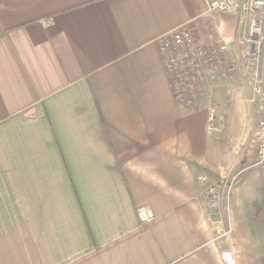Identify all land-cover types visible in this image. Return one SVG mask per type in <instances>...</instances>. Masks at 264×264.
<instances>
[{
  "label": "crops",
  "instance_id": "obj_1",
  "mask_svg": "<svg viewBox=\"0 0 264 264\" xmlns=\"http://www.w3.org/2000/svg\"><path fill=\"white\" fill-rule=\"evenodd\" d=\"M181 25L223 38L236 65L196 105L174 95L155 43ZM244 33L205 0H0V264H226L227 251L264 264V171L237 175L241 156L211 133L252 83Z\"/></svg>",
  "mask_w": 264,
  "mask_h": 264
},
{
  "label": "built area",
  "instance_id": "obj_2",
  "mask_svg": "<svg viewBox=\"0 0 264 264\" xmlns=\"http://www.w3.org/2000/svg\"><path fill=\"white\" fill-rule=\"evenodd\" d=\"M208 13L238 14L245 23L243 42L246 44L244 68L252 78V92L258 101L259 118L254 133L253 165L264 163V0H205ZM156 47L162 57L165 71L170 77L176 98L187 105H196L203 86L213 70L222 66L226 72H234L233 58L226 55L227 42L221 37L198 42L186 26H178L159 35ZM207 121L212 124L217 116V106L207 105ZM218 185L206 189L207 200L218 204L221 199ZM140 221L150 220L154 214L147 207L137 210ZM226 264H234L231 252L222 253Z\"/></svg>",
  "mask_w": 264,
  "mask_h": 264
},
{
  "label": "rangeland",
  "instance_id": "obj_3",
  "mask_svg": "<svg viewBox=\"0 0 264 264\" xmlns=\"http://www.w3.org/2000/svg\"><path fill=\"white\" fill-rule=\"evenodd\" d=\"M242 53L240 57H242ZM244 57V56H243ZM242 59V58H241ZM262 59L264 61V54L262 55ZM234 73L235 77V71ZM249 79V78H248ZM250 81V80H249ZM243 90L241 89V107L240 113L234 114L233 118L228 119L224 114L222 116V121L220 126L215 125V127L211 130L212 134H217L218 140L221 139L228 152L235 151V155L239 154L243 160V164L241 167L237 168L234 172L239 173L244 170L247 166L254 164L255 155H254V133L257 126V120L259 118V106L258 101L254 97L252 92V83H248V81L243 82ZM224 94L221 97L223 101V106H227V91L223 90ZM226 103V105H225ZM255 105V107H254ZM251 106L254 107L251 113ZM228 108V106H227ZM257 111V112H256ZM217 128V131L215 130ZM259 167L264 171V163L259 164ZM236 175V173L234 174ZM226 185L231 182L234 178L232 177V173L226 176ZM213 185V184H212ZM215 185V184H214ZM222 190V189H221ZM225 190V189H224ZM219 205H223L222 197L220 199ZM223 213H221V217H223ZM216 226L215 232L216 234H223L227 231L228 225L224 224L223 219L221 218L219 224H215ZM227 226V227H226ZM264 245V241H263Z\"/></svg>",
  "mask_w": 264,
  "mask_h": 264
}]
</instances>
